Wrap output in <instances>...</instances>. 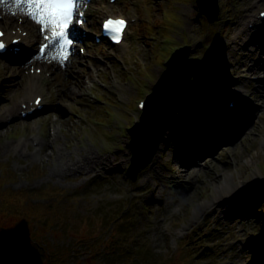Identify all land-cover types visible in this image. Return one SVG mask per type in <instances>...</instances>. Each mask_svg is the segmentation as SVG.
I'll use <instances>...</instances> for the list:
<instances>
[{"label":"rangeland","instance_id":"rangeland-1","mask_svg":"<svg viewBox=\"0 0 264 264\" xmlns=\"http://www.w3.org/2000/svg\"><path fill=\"white\" fill-rule=\"evenodd\" d=\"M218 4V19L208 23L196 0H104L92 9L98 26L108 14L132 19L122 45L89 43L75 68L52 67L51 78L43 77L48 109L30 119L16 110L32 74L0 59V167L14 175L0 183V195L63 191V199L56 193L40 205L50 207L47 221L2 210L0 197L1 263L264 264V105L251 106L252 98L264 100V83L253 87L263 74L248 70L254 62L264 66V22L256 31L248 25L264 0ZM184 43L207 70L132 181L126 168L128 127L139 117L135 102L150 91L168 52ZM237 87L246 93L239 111H254L253 119L238 120L236 111L221 125L217 118L227 117L223 110ZM199 91L207 101L200 110ZM216 125L224 128L220 136L212 133ZM82 156L101 162L71 171ZM19 207L23 212L24 202ZM3 229L26 242L6 243Z\"/></svg>","mask_w":264,"mask_h":264},{"label":"water","instance_id":"water-1","mask_svg":"<svg viewBox=\"0 0 264 264\" xmlns=\"http://www.w3.org/2000/svg\"><path fill=\"white\" fill-rule=\"evenodd\" d=\"M198 3L200 10L213 21L217 14V0H198ZM187 55L188 49H181L172 56L145 102L140 121L130 129L133 156L128 171L133 180L138 171L150 162L200 75V62L188 60Z\"/></svg>","mask_w":264,"mask_h":264},{"label":"snow or ice","instance_id":"snow-or-ice-1","mask_svg":"<svg viewBox=\"0 0 264 264\" xmlns=\"http://www.w3.org/2000/svg\"><path fill=\"white\" fill-rule=\"evenodd\" d=\"M27 3L25 15L40 26L41 32H51L50 36H45V40L57 46L58 55L52 56V59L63 65L68 60L75 41L70 29L77 24L83 26L84 21L78 17H82L84 12L78 11L77 0H27ZM126 27L127 21L122 18H108L103 22V29L116 43H120ZM0 36H3V33H0ZM5 47L0 40V52L4 51ZM47 47L45 44L40 51L43 53ZM35 103L39 105L40 99L37 98ZM140 107L143 108L144 105L141 104Z\"/></svg>","mask_w":264,"mask_h":264},{"label":"bare ground","instance_id":"bare-ground-1","mask_svg":"<svg viewBox=\"0 0 264 264\" xmlns=\"http://www.w3.org/2000/svg\"><path fill=\"white\" fill-rule=\"evenodd\" d=\"M3 11H4V13L6 14V12H5V10H4V8H2V6L0 5V13H3ZM6 16V15H5ZM7 17V16H6ZM8 19H9V17H7ZM250 19H252V20H250L249 22H260V21H258L257 19H255V18H250ZM10 21L9 22H11V21H13V20H11V19H9ZM8 21V20H7ZM262 25H264V24H262ZM10 37V35L9 34H7V38H9ZM245 38L246 39H249V36H248V33H246L245 34ZM123 41H121L120 43H122ZM33 51H32V49H30V52H29V57H28V55L25 53V56H21V58H24V57H26V59H25V61H23V63L21 64V66L22 65H24L25 63H34V62H36V56H34L33 55V53H32ZM27 55V56H26ZM55 55V52L53 51L52 52V56H54ZM10 57H12L13 58V56H10ZM16 58H20V55H18V56H16ZM257 58H260V59H263V57H262V54L260 53V54H258V57ZM217 59H219V58H217ZM17 62H20V61H17ZM214 63L215 62H213V65H214ZM60 66V65H59ZM214 67V66H213ZM248 70H250L251 72L252 71H257V72H262V76H260L261 77V79H260V81L261 82H263L264 83V66H262L259 62H254V63H251V65L248 67ZM37 81H38V78L36 79V77H31V80L30 81H28V84L25 86V88L27 89L26 91L28 92V93H26V94H31V93H33V90L34 89H37V87H36V83H37ZM252 83V82H251ZM254 83H256V82H253V84H252V86L253 87H255V84ZM118 84V86H120V88L121 89H125V87L123 86V85H120L119 83H117ZM264 87V86H263ZM238 91H240L239 93H244L242 90H241V88L240 87H238L236 90H235V93H237ZM238 94V93H237ZM258 98H260V97H255V98H252L255 102L254 103H252V107H256V108H258L257 106L258 105H264V100H262L263 99V96L261 97V102H259V103H257V99ZM262 102H263V104H262ZM262 106H261V108H262ZM12 107V110H16V103L14 104L13 103V105L11 106ZM250 113H247L246 111H244V112H241V114L239 115L240 116V118H248L249 119V121H251L253 118L251 117V115H253V113H251V112H254V111H249ZM255 116V115H254ZM217 121L218 122H220V124L221 125H223V122H224V118L220 115L218 118H217ZM221 125H216V130H215V133L216 134H219V133H221V130H224V128L221 126ZM238 131H240V129H236V131L235 132H238ZM233 134V133H232ZM45 141V140H44ZM198 150H201L200 148H198ZM197 150V151H198ZM204 150V149H203ZM101 161L99 160V158L98 157H95V156H86V157H83L82 156V159H80V160H77V161H73V163L74 164H72V168H71V171H86L89 167H92V164H94V165H96V164H98V163H100ZM61 165V166H60ZM58 166V168L62 171L64 168H66V166H67V164L64 162L63 164H58L57 165ZM57 168V169H58ZM243 188V187H242ZM245 189V188H244ZM233 191H235V190H230L229 192H233ZM214 201V200H213ZM212 201V202H213ZM206 203H204V205H205Z\"/></svg>","mask_w":264,"mask_h":264},{"label":"trees","instance_id":"trees-1","mask_svg":"<svg viewBox=\"0 0 264 264\" xmlns=\"http://www.w3.org/2000/svg\"><path fill=\"white\" fill-rule=\"evenodd\" d=\"M0 169H2V167H0ZM14 175L11 171H8L7 169L3 171V173L0 175V183L1 182H7L10 181L11 179H13ZM7 191V190H6ZM3 192L2 190L0 191ZM8 194H6L4 197H1L2 200V205L3 207L1 208L2 210H5L6 212L12 214V215H16V216H33L36 217V214H40V216L45 219V221H47L50 218V213H49V208L47 209H42L40 208V205L45 204L48 201H52L53 198L56 197V193H59V198L63 199V191H54V189L45 191L44 193H41L39 190L37 191H32V190H17V191H11V192H7ZM46 194H50L51 196L48 197H44V195ZM45 198V202L40 203H33L32 201L37 199V198ZM43 198V199H44ZM21 202H24V206L25 208L23 209L24 211L22 212V208L19 207V204ZM51 206V205H50ZM13 207V208H11ZM35 210V211H34ZM91 224V228L90 230L93 231L95 224L90 223ZM110 240V243L112 244V238H108ZM4 243V241L2 240V238H0V244ZM102 244H104V242H100ZM50 258V256H49ZM51 259V258H50ZM51 264V263H50Z\"/></svg>","mask_w":264,"mask_h":264}]
</instances>
